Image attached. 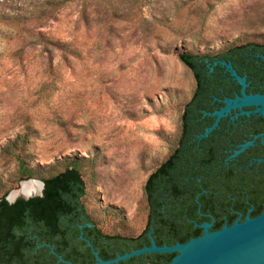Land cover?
Segmentation results:
<instances>
[{
	"label": "rangeland",
	"instance_id": "374dc122",
	"mask_svg": "<svg viewBox=\"0 0 264 264\" xmlns=\"http://www.w3.org/2000/svg\"><path fill=\"white\" fill-rule=\"evenodd\" d=\"M35 2L0 0V199L76 167L97 226L137 236L196 89L179 54L264 44V0H57L45 22L5 17Z\"/></svg>",
	"mask_w": 264,
	"mask_h": 264
},
{
	"label": "trees",
	"instance_id": "16d2710c",
	"mask_svg": "<svg viewBox=\"0 0 264 264\" xmlns=\"http://www.w3.org/2000/svg\"><path fill=\"white\" fill-rule=\"evenodd\" d=\"M56 2L57 0H36L33 5L23 7L22 13L13 11L5 14V17L9 21L22 18L26 21L45 22L59 13L55 7ZM36 38L43 41L45 35L39 33ZM179 58L192 71L196 81L193 97L183 112L185 117L194 118L190 121L194 122L196 118L203 116L211 119L210 114L225 106V99L234 98L235 91L241 93L242 86L221 62L231 63L241 76L248 75L251 82L247 89L249 94L264 93V87L261 86L264 84L262 43L235 45L215 55L182 52ZM205 125L211 126L212 119ZM205 125L199 130L204 131ZM218 130L220 128L215 129L214 133ZM181 153L182 149H178L150 175L145 185L148 222L144 231L137 236L108 234L97 226L83 202L86 183L76 167H68L44 179L45 189L42 197L19 199L14 204L1 198L0 264H96V256L88 241L93 244L102 259L110 260L118 255L151 246V232L158 246H172L178 241L186 243L203 234V228L196 224L211 221V218L204 214L222 213V209L227 205L234 203L235 199H240V193L243 191L252 201L236 203L237 208L243 211L244 217L252 207L253 217L264 211V180L245 186L206 185L209 190L206 194L215 196L213 201H204L206 194H203L200 197L201 203H194L188 197L182 202L184 178ZM190 175L203 180L207 178L204 172L189 173L187 177ZM153 180L156 181L155 193H152L150 188ZM231 197L235 199H228ZM199 208L201 213L198 212ZM232 216L234 218L237 215ZM177 255L178 253H146L115 264H169ZM59 256L65 261H61Z\"/></svg>",
	"mask_w": 264,
	"mask_h": 264
},
{
	"label": "flooded vegetation",
	"instance_id": "af4514ba",
	"mask_svg": "<svg viewBox=\"0 0 264 264\" xmlns=\"http://www.w3.org/2000/svg\"><path fill=\"white\" fill-rule=\"evenodd\" d=\"M244 76L247 77V83L250 86L251 82L248 80V75L245 74ZM261 86L264 87V84ZM240 94L235 91L236 96ZM254 109L255 107L244 108L245 111H253ZM241 112L242 110L240 109L232 110L230 114L220 118L219 121L218 116L209 115L212 119L211 126L205 125V123L211 121V119L206 118L207 116L196 118V121L193 122L190 120L194 118L191 116L185 117L182 114V129L178 136L169 140L173 144L172 151L163 162L165 163L178 149H182L180 154L182 155V178H184L182 179V202L188 197L194 203H201L200 197L209 191L207 186L231 184L245 186L250 183L258 184L264 180V115H242ZM198 121H201V124ZM217 121L218 124L215 129L220 128V130L214 133V129L210 134L205 135L207 130L213 127ZM203 125L206 126L205 130L200 131L199 128H203ZM249 142H253V144L240 154L235 155L237 151L241 150ZM202 172L207 176L205 180L194 178V175L187 177L189 173L202 174ZM155 182L153 180L150 185L152 193H155ZM239 198V200L233 197L228 198L231 200L235 199L234 203L227 205L226 208L222 209V213L218 215L210 212L204 214V216L210 217L211 221H204L201 224H196V226L201 227L203 223L208 222L212 224L210 231H217L224 226H231L237 220L244 221L248 215L253 218L254 207L250 208L244 217L243 211L236 206L237 202L247 201L251 203L250 196L243 191L240 193ZM213 199H215V196L206 194L203 200L211 202ZM200 207L203 208L202 205ZM198 212L201 213L200 208ZM235 214L237 216L233 218L232 215ZM177 243L181 242L178 241Z\"/></svg>",
	"mask_w": 264,
	"mask_h": 264
},
{
	"label": "water",
	"instance_id": "95a60500",
	"mask_svg": "<svg viewBox=\"0 0 264 264\" xmlns=\"http://www.w3.org/2000/svg\"><path fill=\"white\" fill-rule=\"evenodd\" d=\"M234 79L242 86L241 94L233 99H225V106L210 115L220 118L230 114L232 110L240 109L241 114L253 113L264 115V94H248L247 77L241 76L231 63L221 62ZM245 107H255L253 111H245ZM209 128L205 135L210 134L217 126ZM253 142H249L235 155L243 152ZM41 185L39 192L31 194H17L11 192L7 200L15 203L19 198L31 199L44 195L45 183L35 180ZM23 185V184H22ZM212 224L205 222L201 225L203 234L186 243H177L169 246H158L153 235L150 234L152 245L133 250L116 258L104 260L100 257L93 244H88L94 251L96 264H115L146 253H178L169 264H264V211L257 217L248 215L244 221L237 220L231 226H224L217 231H210ZM82 238L83 235L81 236ZM54 252V250H52ZM55 253V252H54ZM61 261H65L59 256ZM73 264V263H70Z\"/></svg>",
	"mask_w": 264,
	"mask_h": 264
},
{
	"label": "bare ground",
	"instance_id": "6f19581e",
	"mask_svg": "<svg viewBox=\"0 0 264 264\" xmlns=\"http://www.w3.org/2000/svg\"><path fill=\"white\" fill-rule=\"evenodd\" d=\"M40 189L41 185L36 181L24 182L22 188L19 191L15 192L14 195L36 193L39 192Z\"/></svg>",
	"mask_w": 264,
	"mask_h": 264
}]
</instances>
